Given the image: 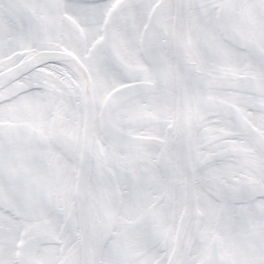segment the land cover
I'll return each instance as SVG.
<instances>
[{"label": "snow or ice", "instance_id": "6c2138e0", "mask_svg": "<svg viewBox=\"0 0 264 264\" xmlns=\"http://www.w3.org/2000/svg\"><path fill=\"white\" fill-rule=\"evenodd\" d=\"M0 264H264V0H0Z\"/></svg>", "mask_w": 264, "mask_h": 264}]
</instances>
